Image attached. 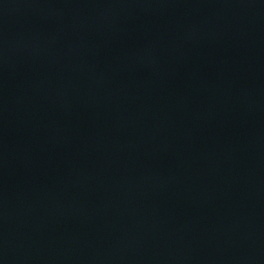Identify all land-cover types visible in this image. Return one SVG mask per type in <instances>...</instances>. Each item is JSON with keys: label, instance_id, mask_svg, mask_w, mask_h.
Wrapping results in <instances>:
<instances>
[{"label": "water", "instance_id": "water-1", "mask_svg": "<svg viewBox=\"0 0 264 264\" xmlns=\"http://www.w3.org/2000/svg\"><path fill=\"white\" fill-rule=\"evenodd\" d=\"M0 264H264V0H0Z\"/></svg>", "mask_w": 264, "mask_h": 264}]
</instances>
